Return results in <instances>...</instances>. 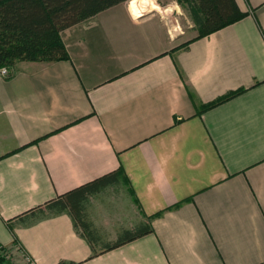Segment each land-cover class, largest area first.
Returning <instances> with one entry per match:
<instances>
[{
    "label": "crops",
    "instance_id": "obj_1",
    "mask_svg": "<svg viewBox=\"0 0 264 264\" xmlns=\"http://www.w3.org/2000/svg\"><path fill=\"white\" fill-rule=\"evenodd\" d=\"M236 1L246 18L184 43L165 17L118 5L62 33L69 61L0 77V246L14 264H264V0ZM118 168L139 206L129 194L136 223L109 233L91 200L106 242L166 212L91 259L71 217L37 209Z\"/></svg>",
    "mask_w": 264,
    "mask_h": 264
},
{
    "label": "trees",
    "instance_id": "obj_2",
    "mask_svg": "<svg viewBox=\"0 0 264 264\" xmlns=\"http://www.w3.org/2000/svg\"><path fill=\"white\" fill-rule=\"evenodd\" d=\"M129 1L131 0H0V69L7 68V78H10L20 62L52 64L69 61L70 56L62 40V33ZM177 3L188 12L198 32L195 40L227 28L248 15L241 11L236 0H177ZM244 92L245 90H239L220 97L205 105L202 112L229 102ZM119 188H125L139 206L125 171L118 168L59 196L37 210L43 214L41 219L61 215L71 217L75 229H80L84 234L83 238L85 237L91 245V259L96 258L153 234V221L161 218L166 212L151 217L144 216L143 222L131 229H122L116 240L106 242L102 233L96 231L91 223L88 210L91 200L108 190ZM180 206L181 204H178L171 209ZM0 264H14L1 246Z\"/></svg>",
    "mask_w": 264,
    "mask_h": 264
},
{
    "label": "rangeland",
    "instance_id": "obj_3",
    "mask_svg": "<svg viewBox=\"0 0 264 264\" xmlns=\"http://www.w3.org/2000/svg\"><path fill=\"white\" fill-rule=\"evenodd\" d=\"M134 1L136 0L125 3V8L128 9L129 4ZM137 1L139 5L142 4V0ZM151 5L150 8L155 10L144 14H159L165 17L167 22L170 20L169 24L173 29L176 28V34L182 35V43L198 36V32L188 12L177 3V0H151ZM130 198L131 196H129L126 189L119 188L108 190L92 201L91 214L103 231L111 233L113 230L118 229L120 224L122 226H129L136 223V218L131 212ZM114 219H119V222Z\"/></svg>",
    "mask_w": 264,
    "mask_h": 264
},
{
    "label": "bare ground",
    "instance_id": "obj_4",
    "mask_svg": "<svg viewBox=\"0 0 264 264\" xmlns=\"http://www.w3.org/2000/svg\"><path fill=\"white\" fill-rule=\"evenodd\" d=\"M141 3L142 4L139 5L137 0L131 3L133 11L138 15L148 12L151 9L150 7L152 6L151 0H142Z\"/></svg>",
    "mask_w": 264,
    "mask_h": 264
},
{
    "label": "built area",
    "instance_id": "obj_5",
    "mask_svg": "<svg viewBox=\"0 0 264 264\" xmlns=\"http://www.w3.org/2000/svg\"><path fill=\"white\" fill-rule=\"evenodd\" d=\"M9 76V70L7 68L0 69V77L7 78ZM28 264H35L31 259L27 258Z\"/></svg>",
    "mask_w": 264,
    "mask_h": 264
}]
</instances>
